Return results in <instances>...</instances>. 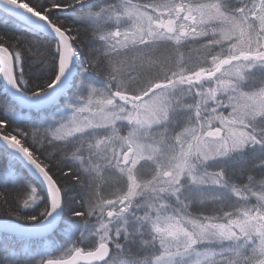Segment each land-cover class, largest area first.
I'll use <instances>...</instances> for the list:
<instances>
[{"label": "snow or ice", "instance_id": "snow-or-ice-1", "mask_svg": "<svg viewBox=\"0 0 264 264\" xmlns=\"http://www.w3.org/2000/svg\"><path fill=\"white\" fill-rule=\"evenodd\" d=\"M0 264H264V0H0Z\"/></svg>", "mask_w": 264, "mask_h": 264}]
</instances>
